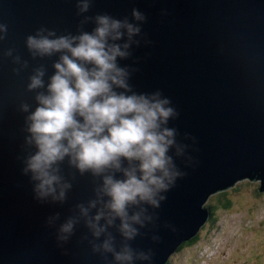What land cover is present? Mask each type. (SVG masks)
I'll return each mask as SVG.
<instances>
[{
  "label": "water",
  "instance_id": "95a60500",
  "mask_svg": "<svg viewBox=\"0 0 264 264\" xmlns=\"http://www.w3.org/2000/svg\"><path fill=\"white\" fill-rule=\"evenodd\" d=\"M76 5L0 0V22L8 26L0 40V264H112L110 254L92 251L82 219L66 243L56 240L59 224L95 197L99 179L65 161L62 175L72 185L66 199L41 203L21 172L31 151L22 105L34 109L43 91H29V77L43 67L47 82L58 58L34 57L25 40L41 28L57 35L91 31L99 14L132 21L134 8L146 19L135 37L139 44L120 63L129 68L133 90L170 99L178 115L168 126L182 153L170 150L181 175L158 207L143 206L150 219L128 243L150 255L136 264H167L211 217L205 206L211 194L247 177L260 180L264 191V0H92L83 14ZM110 231L119 246V233Z\"/></svg>",
  "mask_w": 264,
  "mask_h": 264
},
{
  "label": "clouds",
  "instance_id": "9594fccd",
  "mask_svg": "<svg viewBox=\"0 0 264 264\" xmlns=\"http://www.w3.org/2000/svg\"><path fill=\"white\" fill-rule=\"evenodd\" d=\"M91 3L77 0L79 13H87ZM132 18L99 14L91 31L57 35L41 28L25 40L34 57L58 58L47 82L43 67L29 77L28 90L43 91L37 92L34 109L22 105L27 113L25 143L31 151L21 172L32 184L33 198L41 203L66 199L72 185L62 175L60 166L65 161L81 175L99 179L95 197L77 205L78 216L59 224L56 240L66 243L82 219L92 236V251L110 254L112 264L150 259L128 242L138 235L136 226L150 219L143 206L158 207L164 199L161 193L181 175L169 155L173 148L177 155L182 153L176 130L168 126L178 113L159 91L133 90L129 68L120 63L131 55L133 44H139L135 37L146 19L135 8ZM7 31V24L0 22V40ZM58 218L51 216L47 223L52 225ZM112 228L121 237L119 246Z\"/></svg>",
  "mask_w": 264,
  "mask_h": 264
},
{
  "label": "rangeland",
  "instance_id": "374dc122",
  "mask_svg": "<svg viewBox=\"0 0 264 264\" xmlns=\"http://www.w3.org/2000/svg\"><path fill=\"white\" fill-rule=\"evenodd\" d=\"M236 183L226 192L231 206L218 209L215 222L209 220L197 243L175 253L171 264H264V192L259 191L260 180ZM219 192L211 194L208 203L217 204Z\"/></svg>",
  "mask_w": 264,
  "mask_h": 264
},
{
  "label": "trees",
  "instance_id": "16d2710c",
  "mask_svg": "<svg viewBox=\"0 0 264 264\" xmlns=\"http://www.w3.org/2000/svg\"><path fill=\"white\" fill-rule=\"evenodd\" d=\"M226 192L227 191H222V192H219L217 194V196H218L216 198L217 204L207 203V206H209L211 208L212 213H213L212 216H211V222L212 223L215 222V219H216L215 217L216 216H214V215L217 213V210L218 209H220V208H222V209H228L231 206V199L226 197ZM200 233H201V230H200V232L194 238H192L191 240L183 243L179 247L178 250H181L182 248H185L188 245H192V244L197 243V241L200 239ZM168 264H170V262Z\"/></svg>",
  "mask_w": 264,
  "mask_h": 264
}]
</instances>
